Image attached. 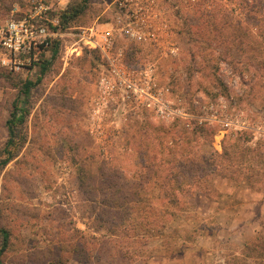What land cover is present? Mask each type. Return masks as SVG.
Returning a JSON list of instances; mask_svg holds the SVG:
<instances>
[{"label": "rangeland", "instance_id": "1", "mask_svg": "<svg viewBox=\"0 0 264 264\" xmlns=\"http://www.w3.org/2000/svg\"><path fill=\"white\" fill-rule=\"evenodd\" d=\"M110 1L55 0L57 54L52 44L23 72L0 69V160L13 102L24 97L25 81L36 82L23 145L0 170V229L10 233L3 264H264V0H156L172 50L125 49L127 82L145 96L111 76L99 51L77 36L107 19ZM27 6L0 0V24ZM79 6L64 22V12ZM160 129L175 132L186 149L178 153L188 157L240 149L232 167L220 157L215 192L188 199L161 232L109 237L77 188L79 167L98 175L130 145L137 157L156 154L147 145L157 148Z\"/></svg>", "mask_w": 264, "mask_h": 264}, {"label": "trees", "instance_id": "2", "mask_svg": "<svg viewBox=\"0 0 264 264\" xmlns=\"http://www.w3.org/2000/svg\"><path fill=\"white\" fill-rule=\"evenodd\" d=\"M82 9L81 6L70 7L62 15L63 21L75 19ZM58 51L59 41H55L54 55ZM93 52L100 56L97 50ZM44 62L42 74L49 70V60ZM9 74L15 75L13 72ZM34 85L36 82L25 81L21 92L24 97L13 102V109L6 121L9 130L3 151L6 157L0 160V170L14 158V150L23 145L20 131L31 114L29 102ZM174 136L175 132L171 130H158L157 148L151 143L147 145L148 151L157 149L156 154L151 155L150 152L144 158L137 157V147L130 145V151L122 158L112 156L105 161L98 175L92 174L86 166L79 167L77 188L86 195V202L92 207V216L100 229H107L109 237H147L161 232L167 217L187 210V203H191L188 199L193 200L197 193L212 195L215 192L210 179L212 173L219 169L220 157L227 161L228 167H232L240 149L237 144H231L229 148L232 151L229 153L226 150L223 156L188 157L178 153L184 147H179ZM227 174L231 175V171ZM0 240V264H3L2 255L9 246V231L0 229Z\"/></svg>", "mask_w": 264, "mask_h": 264}, {"label": "built area", "instance_id": "3", "mask_svg": "<svg viewBox=\"0 0 264 264\" xmlns=\"http://www.w3.org/2000/svg\"><path fill=\"white\" fill-rule=\"evenodd\" d=\"M156 5V0H111L109 20L77 34L87 48L100 52L111 76L140 96L148 94L145 88L127 82L126 47L131 43L172 50L174 45L169 41V21ZM54 7L55 0H28L21 16L0 24V69L19 73L41 62L54 39L61 36L59 21L51 16Z\"/></svg>", "mask_w": 264, "mask_h": 264}, {"label": "crops", "instance_id": "4", "mask_svg": "<svg viewBox=\"0 0 264 264\" xmlns=\"http://www.w3.org/2000/svg\"><path fill=\"white\" fill-rule=\"evenodd\" d=\"M109 10V13H108V15H107V19L106 20H104L103 22H105V21H107V20H109V18H110V16L112 15L111 14V11H110V9L109 8H107V11ZM90 50H93V49H90ZM100 53V52H99Z\"/></svg>", "mask_w": 264, "mask_h": 264}]
</instances>
